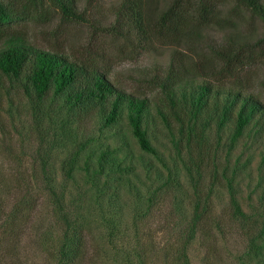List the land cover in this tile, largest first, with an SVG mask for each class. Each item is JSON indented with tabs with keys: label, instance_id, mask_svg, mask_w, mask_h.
Returning <instances> with one entry per match:
<instances>
[{
	"label": "rangeland",
	"instance_id": "1",
	"mask_svg": "<svg viewBox=\"0 0 264 264\" xmlns=\"http://www.w3.org/2000/svg\"><path fill=\"white\" fill-rule=\"evenodd\" d=\"M8 1L2 0L3 3ZM121 2L79 0L80 10L88 11V24L62 25L59 19H55L48 24L29 22L23 26L28 40L36 47H57L61 43L73 52L88 51L99 59L100 65L107 63L112 67L111 79L118 86L128 93L141 94L152 91V86L145 80L157 69L167 68L176 51L188 55L187 65L198 62L212 67L210 64L214 59L210 48L224 43L228 37L237 36L240 43L251 45L264 38V23L247 11L236 18L235 13L230 12L234 5L230 0L221 11L222 16L235 18L237 24L234 27H208L201 42L196 44L165 45L154 40L141 51L135 40L101 34L92 27L91 23L102 27L113 24ZM159 3L160 12L169 6V0H159ZM253 48L256 60L230 81L240 77L242 87L264 99V46ZM28 75L29 66L20 81L0 79V159L5 162L6 172L29 177L32 194L39 199V231L33 236L61 237L54 211L62 205L71 214L76 227H91L102 251L98 264H168L171 255L164 252L163 243L168 236L175 237V231L169 233L167 229L166 232L164 225L175 223L180 226L175 230H179L189 224L193 216L189 194L202 191L205 195L212 189L211 198L218 209L228 206L229 196L224 202H218L217 182L215 186L212 179L213 168L209 171L211 165H219L220 171L215 169L219 176L224 169L228 175L239 171L245 173L239 159L256 160L251 155L255 150L250 148H257V141L264 144V139L256 136L255 130L250 128L241 143L232 148L235 123L230 121L219 128L216 115L214 118L207 114L209 110L214 115L215 106L204 109L194 118L190 111L195 108L188 99L187 116L192 123L197 122L205 141L204 171L200 178L195 168L199 164L198 154H190L184 143L179 147L180 139L186 141V135L166 123L155 104L144 113L141 122L156 150V154H149L140 149L133 135L127 109L115 124L106 127L100 114L86 115L82 110H73L66 94L39 101L31 90L32 97H27L23 85L29 83ZM146 95L152 97L153 93ZM108 150L113 151L116 160L124 161L123 170L119 175L110 174L94 180L87 175L85 163L92 160L96 164L99 155ZM211 151L213 160L206 163ZM259 158L262 161L263 156ZM36 172L47 176L49 181H36ZM254 207L259 213L264 212L263 201L258 200ZM238 235L235 233L233 237L221 239L216 258L207 250L203 237H198L190 247L187 264H263L252 258L245 241ZM148 240L152 253L146 259L144 250ZM32 247L33 253H37L36 258L33 256L37 264H53L48 255L36 251V245Z\"/></svg>",
	"mask_w": 264,
	"mask_h": 264
},
{
	"label": "trees",
	"instance_id": "2",
	"mask_svg": "<svg viewBox=\"0 0 264 264\" xmlns=\"http://www.w3.org/2000/svg\"><path fill=\"white\" fill-rule=\"evenodd\" d=\"M228 1L169 0V6L160 12L159 0H122L115 11L113 24L108 27L91 24L101 34L137 41L141 51L154 40L165 45L196 44L201 42L208 27L225 29L237 24L235 18L222 16L221 8ZM233 1L230 12L235 13L236 18L247 11L264 23V0ZM92 2L94 0H90ZM86 10H80L79 0H9L8 3L0 0V79L20 81L29 66V83L23 85L27 97H32L31 90L39 101L66 94L73 110H82L86 115L100 114L106 127L115 124L127 109L133 135L140 149L149 154H156V150L141 122L144 113L155 104L164 121L186 135V141L180 139L179 147L184 143L190 154H198L199 164L195 168L200 178L204 171L205 141L197 122L192 123L187 116L188 99L195 108L190 111L194 118L204 109L215 106L214 115L209 110L207 114L214 118L216 115L219 128L230 121L235 123L232 148L241 143L250 128L255 130L256 136L264 139V99L242 87L240 77L230 81L256 60L253 47L264 46V38L251 45L240 43L237 36L228 37L224 43L210 48L214 59L210 64L212 67L198 62L187 65L188 55L176 51L167 68L157 69L145 80L152 86L149 92L153 93L152 97H147L149 92L128 93L118 86L111 79L112 67L107 63L100 65L99 59L88 51L73 52L61 43L57 47L42 49L28 40L23 25L29 22L48 24L55 19H59L62 25L88 24ZM257 143V148H250L255 150L251 155L256 160L239 159L245 173L239 171L228 175L224 169L219 176V165L213 164L209 169L213 168L215 186L217 182L218 202H224L229 196L228 206L218 209L211 198L212 189L205 195L202 191H195L188 197L193 206L189 224L179 230H175L180 227L175 223L164 225L166 232L167 229L169 233L175 231V237L168 236L163 243L164 252L171 255L168 264H187L190 247L198 237H203L207 250L216 258L221 239L233 237L235 233L245 241L252 258L264 264V212L259 213L254 207L258 200L264 202V144ZM260 156H263L262 161ZM118 160L113 151L108 150L99 155L96 164L92 160L86 161L85 171L94 180L110 174L119 175L124 161ZM210 160H213L212 151L208 153L206 163H211ZM4 166L5 162L0 159V264H37L34 260L37 253H33L32 245H36L37 252L48 255L53 264H98L102 251L91 227H76L71 214L62 205L54 211L61 237L33 236L39 231V199L32 194L29 177L14 176L6 172ZM35 174L38 175L36 181H49L47 176ZM150 247L148 240L144 250L146 259L151 257Z\"/></svg>",
	"mask_w": 264,
	"mask_h": 264
}]
</instances>
